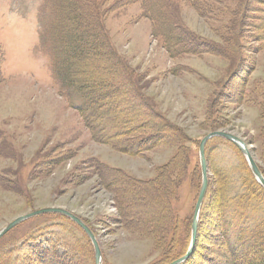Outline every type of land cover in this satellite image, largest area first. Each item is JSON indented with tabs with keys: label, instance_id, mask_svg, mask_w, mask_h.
Returning a JSON list of instances; mask_svg holds the SVG:
<instances>
[{
	"label": "rangeland",
	"instance_id": "1",
	"mask_svg": "<svg viewBox=\"0 0 264 264\" xmlns=\"http://www.w3.org/2000/svg\"><path fill=\"white\" fill-rule=\"evenodd\" d=\"M77 19L74 40H85L87 24L99 47L88 39L84 55L77 51L70 88L51 67L53 43L56 23L69 32ZM197 44L200 54L169 56ZM0 69V231L33 211L62 208L91 228L102 264H170L190 243L201 139L232 133L264 170V0H0ZM89 80L110 94L101 97L104 119L92 123L74 108ZM96 123L111 131L109 141ZM143 138L153 146L129 153L143 149ZM234 147L207 145L211 188L194 264L229 263L219 229L236 207L220 199L232 184L225 174L247 171ZM49 223L75 230L60 217L26 221L0 239V264ZM77 233L72 264H94L92 245ZM263 242L264 230L248 251ZM261 253L248 263L264 264ZM20 256L13 264L35 263Z\"/></svg>",
	"mask_w": 264,
	"mask_h": 264
},
{
	"label": "trees",
	"instance_id": "2",
	"mask_svg": "<svg viewBox=\"0 0 264 264\" xmlns=\"http://www.w3.org/2000/svg\"><path fill=\"white\" fill-rule=\"evenodd\" d=\"M65 5H66V2H65ZM59 8H60V3H59ZM60 11L62 12V10ZM59 22L60 20L55 25L56 26V40L53 43V48L55 47L56 48H55V56L52 53V67H53L54 74L56 75L57 79L59 81H64L68 87L72 88V83L74 84V82L72 81L73 74L71 72L72 71L71 67L79 58V57L77 58V51L81 52L80 56L84 55L85 51H83L84 49L83 43L86 42L88 39L91 40L92 47L98 46L96 44L97 35H95L93 32H90L86 24L84 27L85 29L84 36H86L85 40H81V41L80 39L74 40L73 34L75 31H77L76 29L79 26V20L77 19L75 23L76 25L73 27L72 31L70 29L69 32L61 31V27H59ZM67 36L69 37V39ZM159 36L162 37L163 35L159 34ZM79 41L80 43H78ZM202 44L204 45V43ZM178 46L175 47V50L169 49L168 52H169L170 58H178V57L183 56L182 54L184 55L185 54H192V55L200 54L197 52L198 50L197 48H199V44H197L195 47L187 48V49H183L182 47H178ZM2 77L3 75L0 69V81ZM107 89L108 88H106L105 84L97 83L96 81H93V80H91L89 84L85 83L82 86L81 85L78 86L79 98L82 101L79 105L74 106V108L78 111L79 110L81 111L82 116L87 122L89 121V123H92L93 121H96V120L101 121L102 119H104L103 115L101 114V111L105 109V106H104L103 101L101 100L102 99L101 97L108 98L110 94L107 96L103 95L104 92H109V91H106ZM96 126H99L100 136L101 138L105 139V142H107V139L109 141L112 138L113 135L111 131L108 134V132L106 131L107 130L106 126L102 127L100 123H96ZM120 132L122 133L121 130ZM149 139H151V143H150V146L149 144L148 146L151 147L153 146L154 138H149ZM223 141L230 144L232 147H234V145H232L231 143L225 140ZM149 147L146 146L144 142V138H143V149L136 148V150H131L129 153L139 154L142 150L148 149ZM234 148L239 154V156L242 159H244L242 154L236 149V147ZM207 159H208V156H207ZM208 163L210 164V162ZM245 167L247 171L243 175L238 177L237 179L232 180L233 178H231L230 175L225 174L226 181L232 184L229 185V189L228 191H226L227 195H223L220 201L225 203L224 202L225 200L231 203L232 205H234L237 209L235 208V210L233 211V215H232V218H236V219H232V218L226 219L225 218L223 219L225 221L224 224H220L219 231L221 232V236L223 237V240H224L223 247L227 251L226 258L229 262V263L222 262L220 264H249L248 262L251 259H253L255 255L259 254L260 251L264 253V242L260 244V247H253V249L251 248V252L248 251L249 248H247L246 242L251 240V238H253L258 232L264 230V228L263 229L261 228V225L264 227V189L255 181L249 167L247 166V163ZM260 169L264 175V170L262 168ZM211 170H213L212 165H211ZM218 175L221 176L220 170H219ZM241 186L242 188H240ZM210 188H211V182L209 183V189H208L207 195L209 194ZM260 202H262L263 204H261ZM252 203H254L255 205H253ZM43 216L60 217L63 219L64 223L66 222L69 225L72 224L71 226L75 230H73L72 233L69 234L68 233L69 230H67V228L64 225L62 226L56 225V228H53V225H50V224H54V223H49V224H46L44 227L42 226L35 233L30 234L31 236L30 235L26 236L25 237L26 239L21 243V245L16 244L15 246L12 247V251L14 254H12V257L7 258V260L9 261V264H13L15 262V259L17 258L19 259V257H21L20 252H24L25 255L28 254L31 260L34 259L35 263L33 264H72V258H73L72 250L74 248V245L75 244L77 245L79 240L83 241L81 238L77 237L79 235L77 231H80L84 235L83 237L81 236L82 238L86 237V239L89 240V238L85 235L84 231L68 217L63 216V215H58V214L43 215ZM203 216L205 215H203V213L201 212L200 221H199L198 237H199V232L201 230V226L203 222ZM256 218H259V219L256 220ZM237 219L240 220V223L238 225H234L233 223ZM82 221L87 225V223L83 219ZM253 221L255 222L253 223ZM191 223H192V219H191L190 225ZM247 223H250V225L247 226ZM55 229H58L59 231L57 232L55 231ZM41 231H46V232L43 233L39 237L37 234L38 233L40 234ZM69 237L72 239V242L70 243L66 242V239ZM249 244L251 245L252 243L250 242ZM69 245L71 246V249L69 248ZM91 245L92 244L90 242V246ZM184 254L185 252L182 255H178L177 257L170 255L168 259L170 262H172L175 259L182 257ZM196 254H197V246H196L195 254H193V256L183 264H194V261H195L194 256H196ZM2 259L3 258H1V260ZM23 261L24 260L16 264H21L23 263ZM208 263L209 262H207V264ZM94 264H95V259H94ZM155 264H162V263L157 262ZM209 264H213V263H209Z\"/></svg>",
	"mask_w": 264,
	"mask_h": 264
},
{
	"label": "water",
	"instance_id": "3",
	"mask_svg": "<svg viewBox=\"0 0 264 264\" xmlns=\"http://www.w3.org/2000/svg\"><path fill=\"white\" fill-rule=\"evenodd\" d=\"M214 138H220L225 141H228L235 145L240 153L244 156L246 159V162L252 172V175L255 179V181L260 184L264 188V175L261 172L259 165L255 161L251 151L248 149L246 143L236 135L225 132V131H214L202 138L199 144V159H200V169H201V176H202V182L201 187L198 194V199L194 208L193 212V218L191 223V236H190V243L189 247L186 251V253L171 262L170 264H183L188 259H190L196 249L197 246V238H198V230H199V221L201 212L205 203V199L208 193L209 189V168L207 163V156H206V145L208 142ZM46 214H61L69 217L72 221H74L88 236L89 240L91 241L92 247L94 249V255H95V264H102L103 261V255L102 250L99 245V242L93 233V231L76 215L73 213L62 209V208H46V209H40L37 211H33L27 215L21 216L15 220H13L11 223H9L5 228H3L0 231V239H2L5 235H7L11 230L19 226L20 224L24 223L25 221H28L32 218L39 217Z\"/></svg>",
	"mask_w": 264,
	"mask_h": 264
},
{
	"label": "bare ground",
	"instance_id": "4",
	"mask_svg": "<svg viewBox=\"0 0 264 264\" xmlns=\"http://www.w3.org/2000/svg\"><path fill=\"white\" fill-rule=\"evenodd\" d=\"M64 216V215H63ZM85 233V232H84ZM86 234V233H85ZM86 236H87V234H86ZM88 237V236H87Z\"/></svg>",
	"mask_w": 264,
	"mask_h": 264
}]
</instances>
